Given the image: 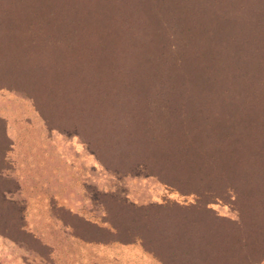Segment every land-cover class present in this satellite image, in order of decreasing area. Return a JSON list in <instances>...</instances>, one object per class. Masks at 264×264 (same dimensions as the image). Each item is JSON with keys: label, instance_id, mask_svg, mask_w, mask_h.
Masks as SVG:
<instances>
[{"label": "rangeland", "instance_id": "rangeland-1", "mask_svg": "<svg viewBox=\"0 0 264 264\" xmlns=\"http://www.w3.org/2000/svg\"><path fill=\"white\" fill-rule=\"evenodd\" d=\"M50 16L54 36L32 47L0 29V264H264L260 224L251 243L237 224L248 102L207 98L153 54L125 62Z\"/></svg>", "mask_w": 264, "mask_h": 264}, {"label": "trees", "instance_id": "trees-1", "mask_svg": "<svg viewBox=\"0 0 264 264\" xmlns=\"http://www.w3.org/2000/svg\"><path fill=\"white\" fill-rule=\"evenodd\" d=\"M46 11L59 33L70 29L74 34L98 37L96 42L105 49L117 50L116 57L137 65L153 54V59L165 63L173 76L192 84L193 90L198 86L209 95L207 98L248 102L250 117L246 122L240 117L234 120L241 126L246 124L251 134V157L244 176L248 211L246 217L240 213L237 224L251 222L246 237H242L249 243V236L252 241L255 238L250 235L252 224H260L256 228L264 232V0H16L7 9L0 4L4 45L21 44L25 39L32 47L27 37L35 43L41 37L54 36L49 19L40 18ZM164 33L170 37L164 38L165 48H153L155 38L165 37ZM92 58L87 61L92 63ZM4 156L0 157V168L5 166ZM225 165L233 167L231 163ZM257 166H261L260 172ZM241 181L236 187L240 205L244 199Z\"/></svg>", "mask_w": 264, "mask_h": 264}, {"label": "crops", "instance_id": "crops-1", "mask_svg": "<svg viewBox=\"0 0 264 264\" xmlns=\"http://www.w3.org/2000/svg\"><path fill=\"white\" fill-rule=\"evenodd\" d=\"M102 245H104V244H102Z\"/></svg>", "mask_w": 264, "mask_h": 264}]
</instances>
